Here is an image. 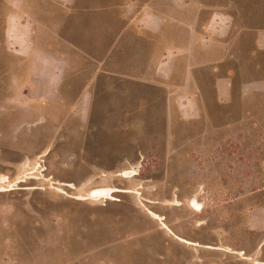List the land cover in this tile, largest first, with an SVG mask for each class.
Here are the masks:
<instances>
[{
  "label": "rangeland",
  "instance_id": "obj_1",
  "mask_svg": "<svg viewBox=\"0 0 264 264\" xmlns=\"http://www.w3.org/2000/svg\"><path fill=\"white\" fill-rule=\"evenodd\" d=\"M4 1L0 46L18 58L0 47V85L16 79L0 97V264H264V83L253 84L264 76L241 91L233 75L220 101L201 89L195 102L175 100L188 87L171 101L165 86L119 76L74 108L54 95L47 55L28 91L38 44L57 55L59 44L20 19L5 38ZM113 189L127 193L88 199Z\"/></svg>",
  "mask_w": 264,
  "mask_h": 264
},
{
  "label": "crops",
  "instance_id": "obj_2",
  "mask_svg": "<svg viewBox=\"0 0 264 264\" xmlns=\"http://www.w3.org/2000/svg\"><path fill=\"white\" fill-rule=\"evenodd\" d=\"M4 2L8 8L5 37L12 31L10 23L20 19L30 27L28 32L33 37L57 39L59 44V55L44 49L42 42L38 44L40 48L30 57L28 91L36 55H47L56 62L62 80L54 95L73 102L74 108L83 99L91 100L99 88L103 91V80H107V90L114 88L119 76L128 79L125 83L129 87L151 83L165 86V96L171 101L174 89L188 87L186 93H177L175 100L194 102L201 89L220 101L233 75L241 78V91L250 77L264 76V0ZM231 27L234 34H229ZM222 28H228V36L211 32ZM8 51L18 56L14 53L17 50ZM71 59L72 71L67 75ZM195 68L197 76L193 75ZM255 81L256 85L264 83L263 79ZM122 93L126 94L124 89ZM49 95L40 94L37 100H47ZM256 211L264 217L263 208Z\"/></svg>",
  "mask_w": 264,
  "mask_h": 264
},
{
  "label": "flooded vegetation",
  "instance_id": "obj_3",
  "mask_svg": "<svg viewBox=\"0 0 264 264\" xmlns=\"http://www.w3.org/2000/svg\"><path fill=\"white\" fill-rule=\"evenodd\" d=\"M1 48L3 47V49H4V54H9L10 55V52L8 51V49H7V47H4V46H0ZM8 56V55H7ZM9 57H12V58H18V57H15L14 55H10ZM1 62H2V60H1ZM1 62H0V64H1ZM14 70L15 69H13L12 71H11V73H10V77L9 78H7V79H9V80H6L7 82L6 83H1V85H0V97H6L4 100H7V101H9L10 100V97H12V96H10V94H9V92H10V83L9 82H13V81H15L16 79H15V72H14ZM2 72H3V70H2V68L0 67V77L2 76V78H4L3 76L4 75H6V74H2ZM7 76H8V74H7ZM0 81L2 82V80H1V78H0ZM5 85V86H4ZM9 96V97H8Z\"/></svg>",
  "mask_w": 264,
  "mask_h": 264
},
{
  "label": "bare ground",
  "instance_id": "obj_4",
  "mask_svg": "<svg viewBox=\"0 0 264 264\" xmlns=\"http://www.w3.org/2000/svg\"><path fill=\"white\" fill-rule=\"evenodd\" d=\"M35 166H36V165H35ZM40 169H41V165L39 166L38 171H40ZM41 171H42V170H41ZM124 175H126V174H124ZM40 176H41V174H40ZM125 178H126V176H125ZM129 178H130V177H129ZM37 180H38V179H37ZM10 187H11V186H10ZM9 190H11V189L9 188ZM5 191H6V190H5ZM116 191H117V192H118V191H119V192H123V193L126 192L125 190H117V189H113L112 191H110V190H109V191H106L107 193H110V195L105 193L106 195L104 194V195L96 196V197H98V198H96V199H93L94 197L92 198V196L88 197V199H89V200H92V201H93V200H94V201H97L98 199H99V201H105V200H108V199H112L113 197H112L111 192L113 193V192H116ZM126 193H127V192H126ZM113 200H114V199H113ZM156 217H157V216H156ZM157 218H158V217H157ZM161 220H163V219H161ZM163 228H164L165 230H167V231H168V232L174 237L175 240H177L178 242H180V243L183 244L184 241H181V239H179L178 237L174 236V235L170 232V230L167 229V227H163ZM185 242H186V241H185ZM192 245H193V244H192ZM194 246H195V245H194ZM197 246H198V245H197ZM197 246H196V247H197ZM234 255H235V254H234Z\"/></svg>",
  "mask_w": 264,
  "mask_h": 264
},
{
  "label": "water",
  "instance_id": "obj_5",
  "mask_svg": "<svg viewBox=\"0 0 264 264\" xmlns=\"http://www.w3.org/2000/svg\"><path fill=\"white\" fill-rule=\"evenodd\" d=\"M6 35H4V37H5ZM6 38V37H5Z\"/></svg>",
  "mask_w": 264,
  "mask_h": 264
}]
</instances>
